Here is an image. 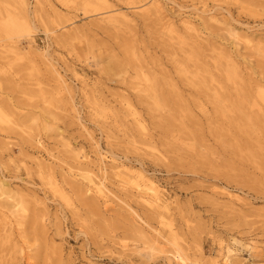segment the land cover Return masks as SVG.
Here are the masks:
<instances>
[{"label": "rangeland", "instance_id": "374dc122", "mask_svg": "<svg viewBox=\"0 0 264 264\" xmlns=\"http://www.w3.org/2000/svg\"><path fill=\"white\" fill-rule=\"evenodd\" d=\"M151 1L0 0V180L24 210L0 231V264H222L227 250L264 264V0L135 9ZM9 17L28 31L6 35ZM117 165L152 181L166 209Z\"/></svg>", "mask_w": 264, "mask_h": 264}, {"label": "bare ground", "instance_id": "6f19581e", "mask_svg": "<svg viewBox=\"0 0 264 264\" xmlns=\"http://www.w3.org/2000/svg\"><path fill=\"white\" fill-rule=\"evenodd\" d=\"M144 1V0H143ZM250 2H252L251 0H249ZM160 1L158 0H152L151 2H145V3H140V5H138L137 7H135V9H137L138 11L143 10V8L149 4V6H154V7H158L159 6ZM117 11V10H116ZM115 12V11H113ZM128 16L124 13H120V12H116L113 13L111 16H109L107 19L112 22L113 24H118V23H122L124 24L125 22L128 23ZM183 27H184V31L185 32H190L193 31V28H191V21L190 19H186L182 22ZM170 26H172L170 24ZM19 30H24L25 32H27V25L24 22H18L15 18L9 17L6 22L3 25V31L5 32L6 35H11L12 33H14L15 31H19ZM192 37V36H191ZM191 39V38H190ZM195 40V38H192ZM214 48V47H212ZM215 49V48H214ZM218 50V49H215ZM220 52V51H219ZM201 56V50L197 49V50H193L191 53V58L194 59L196 62L198 61V59ZM222 58H225L224 55L221 53ZM189 59V58H188ZM228 65H226V74H227V79H232V80H237L238 79V72L236 69V65L233 64V61L230 60V58L228 57ZM218 68L222 69L220 65H218ZM224 70V69H223ZM181 71L186 74L188 73L187 69L185 66L181 67ZM194 71L197 74H201V73H208V69L206 67H203L201 65H195L194 67ZM153 84H157V80L153 79L152 81ZM240 90H243V87H240ZM259 90H261L262 92V88H259ZM163 93V92H161ZM242 94H245L244 92H242ZM264 95V93H262ZM164 96V95H163ZM168 98V97H165ZM264 98V96H263ZM4 118L0 115V122H4ZM254 120L257 121V118H255ZM261 123L264 124V115H262V117L258 120ZM168 124V120L165 121ZM49 155L48 153H43L42 155ZM41 154H37V157L35 158V160L37 161L36 164L38 167L41 168H46L48 169V164H46V162H48L46 159H44L42 157ZM50 156V155H49ZM43 158V160H42ZM115 169L117 170L116 176H119L121 178V182L125 185H130L132 186L138 195V198L148 207L150 208H155V209H166V205L164 204L161 194L158 190V187L149 179H145V178H140L137 181L135 178L128 176L127 173L124 172L123 166L117 165L115 166ZM69 175L70 178L73 179H80L86 182V187H87V192H94V194L99 198V199H105L106 196L103 193V190L101 188V185L96 183L92 177L90 176L89 172L85 171V170H77V173L71 172V170L69 169ZM224 196V195H222ZM13 197V191H11L8 187H6V184L3 183L0 180V201H3L4 204L7 205L8 209V213L5 215L0 216V222L2 223V227L0 226V231L1 232H6L8 234H11V230L13 227H15V230H17L18 226H20V222H19V217L21 218L20 215H22L24 213L23 208L20 207V209L18 208V203H13V202H9L10 200H12ZM226 198L228 199H232L233 197L226 195ZM26 247H21L19 248V252L21 254V258L23 260H28V254L26 251ZM230 251H226L225 256H223V261L222 264H232L231 262V257H230ZM175 257L177 260H180V255L175 253Z\"/></svg>", "mask_w": 264, "mask_h": 264}]
</instances>
